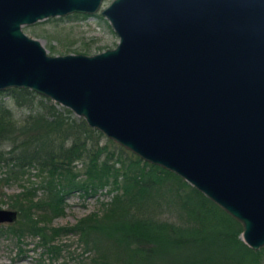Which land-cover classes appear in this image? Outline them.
I'll list each match as a JSON object with an SVG mask.
<instances>
[{"label": "water", "instance_id": "95a60500", "mask_svg": "<svg viewBox=\"0 0 264 264\" xmlns=\"http://www.w3.org/2000/svg\"><path fill=\"white\" fill-rule=\"evenodd\" d=\"M0 0V90L29 88L168 169L264 245V0ZM98 13L113 47L49 54L21 25ZM16 210L0 207V223Z\"/></svg>", "mask_w": 264, "mask_h": 264}, {"label": "trees", "instance_id": "16d2710c", "mask_svg": "<svg viewBox=\"0 0 264 264\" xmlns=\"http://www.w3.org/2000/svg\"><path fill=\"white\" fill-rule=\"evenodd\" d=\"M2 94L24 110L19 118ZM11 184L18 186L8 203L16 218L0 223V232L31 235L50 253L56 237L73 233L91 253L86 264H264V245H246L240 222L182 177L49 97L13 86L0 90V192ZM101 188L111 196L98 212L51 224L68 194Z\"/></svg>", "mask_w": 264, "mask_h": 264}, {"label": "rangeland", "instance_id": "374dc122", "mask_svg": "<svg viewBox=\"0 0 264 264\" xmlns=\"http://www.w3.org/2000/svg\"><path fill=\"white\" fill-rule=\"evenodd\" d=\"M108 1L102 0L101 6ZM21 29L28 36L38 39L49 54L66 52L91 54L113 47L117 42V35L98 10L90 14L70 13L68 16L48 17L23 24ZM2 97L15 118H19L24 113V110L13 105L5 94H2ZM29 179L34 181V175H30ZM17 189L18 186L15 184L3 188L0 192V207L11 208L8 205L11 200L10 194ZM110 194L106 188L98 189L90 195H82L78 192L68 194L65 197L63 212L52 218L51 224H71L92 211L98 212L101 202L108 201ZM159 214L160 217L168 216L165 211ZM54 243L58 249L50 253L36 244V238L31 235H25L18 240L15 235L2 231L0 232V264H86L88 262L91 253L82 249L76 234H61L55 238Z\"/></svg>", "mask_w": 264, "mask_h": 264}, {"label": "flooded vegetation", "instance_id": "af4514ba", "mask_svg": "<svg viewBox=\"0 0 264 264\" xmlns=\"http://www.w3.org/2000/svg\"><path fill=\"white\" fill-rule=\"evenodd\" d=\"M73 13H76L77 14V12H73ZM70 14V13H69ZM69 14H66V15H63V16H68ZM84 14V13H83ZM50 17V16H49ZM54 17V16H53ZM46 18H48V17H46ZM41 20V19H40ZM38 21V20H37Z\"/></svg>", "mask_w": 264, "mask_h": 264}]
</instances>
